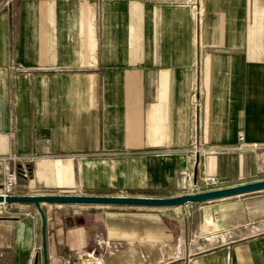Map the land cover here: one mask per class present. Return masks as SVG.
Returning a JSON list of instances; mask_svg holds the SVG:
<instances>
[{"label":"crops","instance_id":"1","mask_svg":"<svg viewBox=\"0 0 264 264\" xmlns=\"http://www.w3.org/2000/svg\"><path fill=\"white\" fill-rule=\"evenodd\" d=\"M4 1L0 159H28L0 163V192L15 166L28 173L15 195L166 198L264 180V0ZM43 209L48 264H264V191ZM40 226L33 204H0V264H43Z\"/></svg>","mask_w":264,"mask_h":264},{"label":"water","instance_id":"2","mask_svg":"<svg viewBox=\"0 0 264 264\" xmlns=\"http://www.w3.org/2000/svg\"><path fill=\"white\" fill-rule=\"evenodd\" d=\"M262 191H264V180L166 198L84 195H13L4 198L0 195V204L29 203L35 206L41 222L40 236L42 260L43 264H48L46 215L43 209V205L45 204L123 208H174L184 207L188 204H200L238 197Z\"/></svg>","mask_w":264,"mask_h":264},{"label":"built area","instance_id":"3","mask_svg":"<svg viewBox=\"0 0 264 264\" xmlns=\"http://www.w3.org/2000/svg\"><path fill=\"white\" fill-rule=\"evenodd\" d=\"M13 1L14 0H5L4 1V7L8 8ZM238 141L240 143L243 142V137L241 135H239ZM200 150L201 149L197 148L196 152H199ZM194 151H195V149H194ZM27 159H28L27 157L11 155V156H8L5 158H1L0 163L11 162V163L17 164L21 161H26ZM27 177H28V173H27L26 169H23L21 167L15 166L13 170H4L3 174H2V183H1L0 195L4 198L8 197V196L15 195V192L17 189V184H18V179L19 178L26 179ZM191 179H192V176L189 173L185 174L182 177L181 183H180L181 190L185 191V190H188L190 188ZM208 183L212 189H218V180L216 178H210L208 180ZM82 264H91V263L90 262L89 263L84 262Z\"/></svg>","mask_w":264,"mask_h":264}]
</instances>
